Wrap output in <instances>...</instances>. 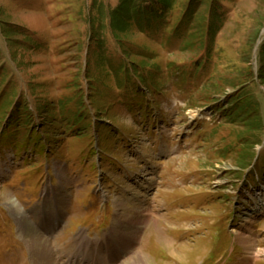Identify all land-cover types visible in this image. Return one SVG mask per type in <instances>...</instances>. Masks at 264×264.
I'll return each instance as SVG.
<instances>
[{"label":"rangeland","instance_id":"rangeland-1","mask_svg":"<svg viewBox=\"0 0 264 264\" xmlns=\"http://www.w3.org/2000/svg\"><path fill=\"white\" fill-rule=\"evenodd\" d=\"M119 4L0 0V264H264V0L155 6L122 41ZM68 101L85 119L68 124ZM16 103L41 117L31 144L52 146L21 152L27 139L19 155L5 128Z\"/></svg>","mask_w":264,"mask_h":264},{"label":"trees","instance_id":"trees-1","mask_svg":"<svg viewBox=\"0 0 264 264\" xmlns=\"http://www.w3.org/2000/svg\"><path fill=\"white\" fill-rule=\"evenodd\" d=\"M175 2H176V0H120V4L115 9H113L110 12V14H109V25H110V28L112 29V31L115 34L116 38H118L119 41H122L123 39L118 37L117 34H122V33L127 32V30H129V28H131L133 22L136 24V26L138 27V29L141 32H144L149 25L143 24L141 22V20H149L151 18L159 17V10L156 7L160 8L161 13H165L166 11H169V10H171L173 8V6L175 5ZM144 4H149V5H144ZM199 27H200V33L201 32H203V33L207 32L205 27H204V20L202 21V24L200 23ZM191 28H192V26H191ZM212 28L213 27H210V29H212ZM215 33L213 35H211V37L209 35V37H207V39L205 41L204 40L200 41L199 52H201L202 54H203V52H206V51H204V49L206 48L207 44L210 45V47H212L211 44L213 43L212 41L215 39ZM191 36L193 37V35H191ZM192 37H191V40L193 39ZM105 50L106 49L102 47V51H101V54H100L101 62H102V58L105 56ZM128 50H129L128 53H127L128 55L132 54L135 57H137V56L140 57L139 55L135 54L133 52V50H131L129 48H128ZM197 51H198V49H197ZM197 51H196V53H197ZM207 54H210V48L208 49ZM113 62H115L113 59H109V61H108V67H111V70H110L111 74H109V70H108L107 73H106L107 78L111 79L112 77H115V82L118 83V87L125 88L126 86H128V83H129L128 79H131V76L129 78L128 75H126V74L124 75L125 72H124V70L122 68V65H120V62L119 63H113ZM122 62L124 64V61H122ZM143 64H144V61H139V62L136 61L135 70H138L139 68L144 67ZM125 66H127V65L125 64ZM126 69L128 70L127 67H126ZM263 70H264V68H263ZM262 73H264V72H262ZM261 75L263 76V74H261ZM143 82L146 83L147 81L143 80ZM127 91H125V92H127ZM5 99H6V93L2 92L0 94V107L2 105L3 100H5ZM5 103H7V102H5ZM5 103L0 108V109L3 110V113H4V111L6 110V107H7V104H5ZM11 104H13V101H12ZM19 104L20 103H18V104L16 103L15 106H12V107L8 108L9 109L8 112L10 113V117L5 121L6 131L13 130L14 128H16L15 130L17 132L21 133V135H17L18 138H20L19 139L20 142L18 144H15L16 149L18 147H21V145H23L26 142L27 139L28 140L25 143V145L28 148H25V147L22 148L21 147V152H24L27 149H31L32 146L36 147V151H37V148H39V149L44 151V149L41 148V146H43V147L46 146V145H47V147L48 146H52L51 142H49V143H51L49 145L48 144H43L42 140H40L36 144H33V145L31 144L32 140L35 138L34 136L37 135L36 134V127L33 128V125L35 124L34 121L36 120V118L41 119V117H40V115L38 113L37 114L39 115V117H36V115H34L32 113L33 115L30 114V117H27L25 120H22L20 116L25 115L26 111L23 108L24 106L21 107L20 106L21 104L20 105ZM46 104H48V102H46ZM69 104H70L69 101L67 103L63 102V103L59 104L60 106L58 108H60L59 113L61 115H63V114L71 115L72 114L71 109L68 108L70 106ZM61 105L64 106L63 109H61ZM48 107H50V103H49ZM56 109L57 108H55L54 104H53V109L51 108L49 111L53 112ZM237 110H239L238 112H239L240 115L241 114L246 115L247 119L251 118V117H249V115L253 116V115H251V108H242V109L238 108ZM85 115L86 114H83L82 111H80L79 114L77 115L79 117H76V114L71 115L70 118L67 119L68 124L70 123V121H74L75 119L78 122H81L80 119H85V118H83V116L85 117ZM256 118H258V116H256ZM106 120L108 122L110 121L108 119H106ZM59 121H60L59 119H54V121L52 122L53 128H56L55 126L58 124ZM13 124H14V126H13ZM31 124H33V125H31ZM262 124L263 123L261 122V119L259 117V119H256V121L251 126V128L254 129V130L260 131L261 130L260 128H261ZM11 127H13V128L10 129ZM65 134H67V131L65 132ZM3 141L4 140H2L0 138V146H5V145H3V144H5ZM17 151H18V153L20 152L18 149H17ZM21 152L19 153V155L21 154ZM252 162L249 163L248 165L244 166V167L246 169L249 168L252 165ZM244 164H246L245 159H242L241 165H244Z\"/></svg>","mask_w":264,"mask_h":264},{"label":"bare ground","instance_id":"bare-ground-1","mask_svg":"<svg viewBox=\"0 0 264 264\" xmlns=\"http://www.w3.org/2000/svg\"><path fill=\"white\" fill-rule=\"evenodd\" d=\"M12 205V204H11ZM14 208V206L12 205V209ZM14 210H15V208H14ZM57 210H59V206L57 207ZM51 217H49V219H50ZM56 220L57 222H54V223H56V226H58L59 225V221L57 220V219H55V217L53 218H51V220ZM55 225H53V227H54ZM25 228V227H24ZM50 233V232H49ZM81 236H85V235H81ZM86 237V236H85ZM85 237H81V239L82 240H85L86 241V239H87V237L85 238ZM89 241H91L90 239H89ZM41 242H43V237L42 236H40L39 237V241L35 244V246H31L32 247V251L33 252H39L40 251V249H39V246H43V244H41ZM88 242V241H87ZM83 243H84V241H83ZM90 244H91V242H89ZM89 244V245H90ZM89 246H87V248H88ZM86 248V249H87ZM91 248V247H90ZM89 250V249H88ZM87 250V251H88ZM47 251V250H46ZM46 251L44 252V254H45V258L46 257H48V254H46ZM173 253V256L176 258L177 257V253H174V252H172ZM138 255H136V258H135V261H133V264H148L147 262H149V260H146V259H142L141 257H137ZM180 257V256H179ZM181 258V260H182V257H180ZM180 258H177V260H180ZM184 258V257H183ZM40 261V263H41V259L39 260ZM74 264H88L86 261L84 262V263H82V262H78V261H76V262H73ZM73 263H70V264H73ZM93 263H96V262H93ZM92 262H90V264H93ZM112 263V261H110L109 262V264H111ZM42 264V263H41ZM150 264H152V263H150Z\"/></svg>","mask_w":264,"mask_h":264}]
</instances>
